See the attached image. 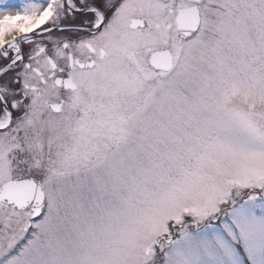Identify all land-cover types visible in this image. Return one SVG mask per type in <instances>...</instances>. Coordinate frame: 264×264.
Segmentation results:
<instances>
[{"label":"snow or ice","instance_id":"obj_1","mask_svg":"<svg viewBox=\"0 0 264 264\" xmlns=\"http://www.w3.org/2000/svg\"><path fill=\"white\" fill-rule=\"evenodd\" d=\"M0 264H264V0H0Z\"/></svg>","mask_w":264,"mask_h":264}]
</instances>
